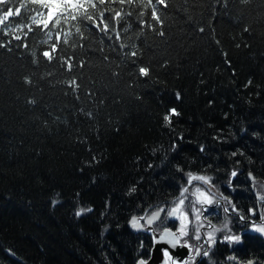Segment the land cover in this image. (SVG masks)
Wrapping results in <instances>:
<instances>
[{
	"label": "trees",
	"instance_id": "obj_1",
	"mask_svg": "<svg viewBox=\"0 0 264 264\" xmlns=\"http://www.w3.org/2000/svg\"><path fill=\"white\" fill-rule=\"evenodd\" d=\"M43 12L0 0V264H136L151 239L128 220L170 203L188 171L223 185L238 169L227 195L254 203L264 0H88L48 28ZM240 251L264 260L258 238Z\"/></svg>",
	"mask_w": 264,
	"mask_h": 264
},
{
	"label": "snow or ice",
	"instance_id": "obj_2",
	"mask_svg": "<svg viewBox=\"0 0 264 264\" xmlns=\"http://www.w3.org/2000/svg\"><path fill=\"white\" fill-rule=\"evenodd\" d=\"M34 2L44 7L43 18L39 19L37 23L44 28H48L54 21L58 22V18L64 14L76 12L86 7L88 0H34ZM37 15L40 14L38 13ZM45 55L50 57L51 52L46 51ZM250 84L251 80L248 81V85ZM177 95L179 96V93ZM173 115H180V112L175 107H172L164 117V124L170 128L172 127ZM241 131H246V129H241ZM253 134L259 135L256 132ZM180 139H183L182 133L180 134ZM216 139L222 138L217 136ZM177 147L178 145L173 143L171 150L175 151ZM156 150L152 149L153 153ZM200 151H204L203 145L200 146ZM239 151L241 155L244 154L242 150ZM231 155L236 156L237 151H233ZM86 163L90 164L91 162ZM96 163H99V160H96ZM236 163H240V161L237 160ZM149 167H151V164H149ZM175 167L180 172H184V168L180 164H176ZM238 171V169L231 170L227 186H231V178L237 177ZM185 175L187 176V183L181 186L179 195L174 197L170 203L161 201L155 205L149 204L141 215L133 214L128 220V224L133 230H143L151 234L153 244L150 249V255L155 251L157 242H167L170 248L163 247L161 249L162 264H195L197 257L200 256L207 258L206 260L202 259L200 264H217L214 258V249L218 240L228 246L242 248L246 242L250 243L257 238L264 239V191H256L255 194L258 199L253 205L247 208H240L229 196L220 192L216 185L213 184L212 176L192 171L186 172ZM248 176L255 181L256 177L253 176L251 171L248 172ZM193 181L203 182L204 185H207V190L199 183L193 185ZM253 187H255V184H253ZM190 188L194 190L190 192ZM136 192L137 187L132 184L128 190V195L131 196ZM190 196L194 197V199L190 200ZM222 201L224 202L222 205L225 214L224 221L218 225L213 224L205 213L208 212L211 215L216 210L209 209L208 206L213 204L220 205ZM60 202V193L56 192L52 198V207H55ZM92 211L91 206H79L75 210V215L79 217ZM190 213H193L194 217H190ZM233 219L238 222L235 230L231 226ZM169 220H174L175 223L169 226ZM108 227V225L104 226L105 232ZM250 232L253 235L250 236ZM221 233L222 235L218 236ZM191 236H194L195 240L200 243H190ZM178 246L181 248L187 247L189 253L186 258L181 259L180 255L174 256L171 250H176ZM141 247H143V241H141ZM8 251L11 252V249H8ZM12 254L15 255V253ZM234 261L238 262V264H258V258L256 257L240 260L234 253L227 256L224 264ZM138 264H149V261L139 258ZM259 264H264V260H260Z\"/></svg>",
	"mask_w": 264,
	"mask_h": 264
},
{
	"label": "flooded vegetation",
	"instance_id": "obj_3",
	"mask_svg": "<svg viewBox=\"0 0 264 264\" xmlns=\"http://www.w3.org/2000/svg\"><path fill=\"white\" fill-rule=\"evenodd\" d=\"M255 177H256V179H255L254 182H252V179L249 176L247 177V180H249V182L251 183L250 184L251 185L250 189H251V191H253L252 195L255 196L256 200H257L258 197L255 194L256 191L257 190L264 191V189L262 187V186H264V176L258 175V176H255ZM253 184H255V187H253ZM205 188H207V186H205ZM191 191H193L192 188H190V192ZM189 199L190 200L194 199V197L190 196ZM250 201H251V198H250ZM223 203L224 202L222 201L221 204L218 205L216 209H215V207L214 208H209V209H215L216 210L211 215H209L208 212L205 213L206 216H209V219L212 221L213 224H217L218 225V224H220V223H222L224 221V218H225V216L223 215L224 212H221L222 210H220L221 207L223 208V206H222ZM251 205H253L252 202L248 203V202L242 201L241 207L247 208V207H249ZM193 216H194V214L190 213V217H193ZM173 223H175L174 220H169L168 221L169 226H171ZM237 224H238V222L235 219H233L232 227H233L234 230L237 228ZM205 227H207V225H205ZM220 235H222V233L218 234V236H220ZM249 235L251 236L253 234L250 232ZM259 239H261V238H259ZM262 240L264 242V239H262ZM190 243L198 244L200 242L196 241L194 236H191ZM240 249H241V247L228 246L225 243H221L218 240L217 246L214 249V252H215L214 258L216 259L217 264H224V262L226 261V258H227V256L229 254H233L234 253L237 257H239V253H241ZM202 259L206 260L207 258H204L202 256L197 257L195 264H200ZM242 260H246V258H243ZM229 264H238V262H235V261L234 262H229Z\"/></svg>",
	"mask_w": 264,
	"mask_h": 264
},
{
	"label": "water",
	"instance_id": "obj_4",
	"mask_svg": "<svg viewBox=\"0 0 264 264\" xmlns=\"http://www.w3.org/2000/svg\"><path fill=\"white\" fill-rule=\"evenodd\" d=\"M129 228L131 229V231L133 233L139 232V231L133 230L130 227V225H129ZM141 231H143V230H141ZM143 232H146V231H143ZM163 247H169L170 248V246L167 244V242H157L156 243V245H155V251L147 259L149 261V264H162L163 256H162L161 249ZM171 251H173L174 256L175 255H180L181 256V259L186 258V255L189 253V250L187 249L186 246L183 247V248H181L180 246H178V248L176 250H171ZM136 264H138V262Z\"/></svg>",
	"mask_w": 264,
	"mask_h": 264
},
{
	"label": "rangeland",
	"instance_id": "obj_5",
	"mask_svg": "<svg viewBox=\"0 0 264 264\" xmlns=\"http://www.w3.org/2000/svg\"><path fill=\"white\" fill-rule=\"evenodd\" d=\"M232 179H233V178H232ZM195 182H196V181H193V185H196V184H194ZM212 182H213V184L216 185V187L220 190V192H222V191H221V190H222V189H221V185H220L221 182H219V181H218V183H217V182H214L213 179H212ZM196 183H197V182H196ZM197 184H198V183H197ZM200 184H201V186L204 187V188H205V186H207V185H204L203 182H200ZM226 184H227V182H225L223 185L226 186ZM262 187H263V189H264V186H262ZM193 190H194V189H193ZM232 199H233V198H232ZM233 202H235V201H233ZM186 203H187V201H186ZM220 210H221V208H220ZM221 212H222V211H221ZM223 215L225 216L224 213H223ZM193 217H194V216H193ZM231 226H232V225H231ZM190 228H191V226H190ZM190 235H191V233H190Z\"/></svg>",
	"mask_w": 264,
	"mask_h": 264
},
{
	"label": "bare ground",
	"instance_id": "obj_6",
	"mask_svg": "<svg viewBox=\"0 0 264 264\" xmlns=\"http://www.w3.org/2000/svg\"><path fill=\"white\" fill-rule=\"evenodd\" d=\"M252 194H253V192H252ZM255 201H256V199H254V203H255ZM253 203V204H254ZM217 206L218 205H216V204H213V205H211V206H208L209 208H214L215 207V209L217 208ZM244 257V256H243ZM246 258V257H245ZM247 259V258H246ZM259 264V263H258Z\"/></svg>",
	"mask_w": 264,
	"mask_h": 264
}]
</instances>
